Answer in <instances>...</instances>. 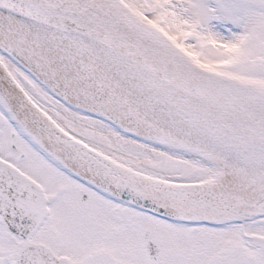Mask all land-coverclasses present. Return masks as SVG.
I'll list each match as a JSON object with an SVG mask.
<instances>
[{"label": "snow or ice", "instance_id": "snow-or-ice-1", "mask_svg": "<svg viewBox=\"0 0 264 264\" xmlns=\"http://www.w3.org/2000/svg\"><path fill=\"white\" fill-rule=\"evenodd\" d=\"M0 264H264V0H0Z\"/></svg>", "mask_w": 264, "mask_h": 264}]
</instances>
